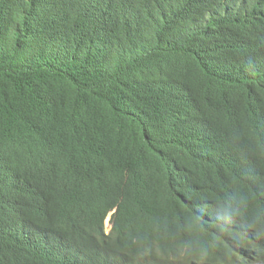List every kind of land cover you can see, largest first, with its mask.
Wrapping results in <instances>:
<instances>
[{"label": "trees", "instance_id": "1", "mask_svg": "<svg viewBox=\"0 0 264 264\" xmlns=\"http://www.w3.org/2000/svg\"><path fill=\"white\" fill-rule=\"evenodd\" d=\"M215 1L0 0V264H186L173 247L135 257L71 233L47 256L79 201L66 180L49 188L59 172L107 181L154 228L177 222L176 208L207 217L212 198L244 211L257 201V179L234 178L229 204L219 179L233 173L234 138L264 170V133H240L264 117V17H222ZM22 181L35 193L9 204ZM127 182L157 199L130 198Z\"/></svg>", "mask_w": 264, "mask_h": 264}, {"label": "clouds", "instance_id": "2", "mask_svg": "<svg viewBox=\"0 0 264 264\" xmlns=\"http://www.w3.org/2000/svg\"><path fill=\"white\" fill-rule=\"evenodd\" d=\"M209 1L201 0L207 7H210ZM238 1L216 0L213 6L220 16L235 18L246 24H255L258 17H264V0H256L254 6H250L248 0L244 1L248 8L241 6ZM136 12L138 13L137 3ZM263 34L261 28L260 37ZM247 130L264 133V117H250L247 125L240 126L241 134ZM260 146L264 150V140ZM227 157L226 163L233 173L224 182L219 179L220 187L226 190L222 197L224 202L231 203L232 181L239 176L240 182L257 179V201L244 211L242 208L222 207L218 200L212 198L207 203V217L204 214L188 215L184 209L176 208L172 218L178 221L171 223L170 227L160 228H154L150 218L138 217L135 207L130 203H121L119 195L108 193L107 181L89 182L78 173L77 178L71 181L65 172L57 173L49 188L58 181L66 180L67 185L79 196V201L74 211L59 224L58 232L46 246V255L54 256L58 248L52 247L53 241H60L62 234L71 233L79 246L93 239L117 252L130 253L135 257H164L173 247L179 250L177 257H184L183 263L186 264H264V170L260 172L247 161L244 151L235 147V138L230 142ZM221 168L222 165L217 166L216 172ZM212 174L213 172L209 173L208 177ZM34 193L35 188L22 181L20 189L12 196L13 200L11 198L9 204L18 198H30ZM123 193L130 198L140 196L146 200L157 199L146 193L139 184L130 182L124 185ZM180 193L190 199V191L180 190ZM46 200L41 199L37 208L41 209ZM174 226L178 231L169 234L168 231ZM27 257L24 254L12 256L11 263L26 264ZM219 258H225V262Z\"/></svg>", "mask_w": 264, "mask_h": 264}, {"label": "bare ground", "instance_id": "3", "mask_svg": "<svg viewBox=\"0 0 264 264\" xmlns=\"http://www.w3.org/2000/svg\"><path fill=\"white\" fill-rule=\"evenodd\" d=\"M52 247H53V248H58L57 250H59V249H60V243H59V240H55V241H53Z\"/></svg>", "mask_w": 264, "mask_h": 264}]
</instances>
